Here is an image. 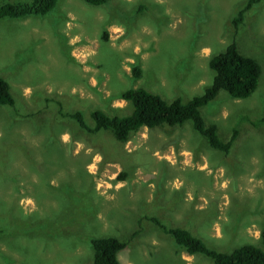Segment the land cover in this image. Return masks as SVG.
Instances as JSON below:
<instances>
[{
  "label": "rangeland",
  "instance_id": "1",
  "mask_svg": "<svg viewBox=\"0 0 264 264\" xmlns=\"http://www.w3.org/2000/svg\"><path fill=\"white\" fill-rule=\"evenodd\" d=\"M247 1L58 0L46 15L0 19V75L15 98L0 106V264H93L92 236L128 240L139 219L121 264H211L146 216L223 251L261 244L264 0L235 32L232 18ZM233 39L263 71L250 97L222 90L201 108L223 141L238 129L229 153L189 120L142 127L121 142L108 130L86 135L59 113L61 102L91 126L96 108L126 115L133 107L122 92L138 87L187 101L211 84L209 58Z\"/></svg>",
  "mask_w": 264,
  "mask_h": 264
},
{
  "label": "trees",
  "instance_id": "2",
  "mask_svg": "<svg viewBox=\"0 0 264 264\" xmlns=\"http://www.w3.org/2000/svg\"><path fill=\"white\" fill-rule=\"evenodd\" d=\"M99 6L109 0H83ZM260 0H248L232 18L235 32L238 31L246 18V12ZM58 0H3L0 2V19L22 18L27 16H41L50 13L57 5ZM141 7L145 8L144 5ZM209 67L214 71L210 85L203 93L185 101L181 97L166 100L160 94L147 88H128L122 92V97L128 100L133 110L126 115H110L102 109L91 111L94 124L86 123L81 110L67 111L61 106L59 113L65 118H73L86 135L96 134L100 130L110 131L114 137L126 142L131 135L142 127L149 129L157 127H173L191 121L193 128L203 135L213 148L229 153L238 136V129L234 128L231 137L223 141L218 133L216 123H207L202 115L201 108L212 102L225 90L233 98H247L253 95L258 88L263 67L259 60L240 51L235 39L224 50L211 56ZM134 77L142 75L138 64L132 66ZM15 105V98L11 92L10 83L0 75V106ZM121 175V178H124ZM82 192V191H81ZM85 191L78 197L84 198ZM160 230L170 235L175 243L191 255H202L210 260L211 264H264V226L261 229V244L244 243L231 251H223L209 246L202 238L194 235L189 229L179 226H168L155 216H146ZM142 219L138 220L136 228L128 240L117 236H92L93 264H121L118 254L126 248L130 240L134 239L142 230Z\"/></svg>",
  "mask_w": 264,
  "mask_h": 264
}]
</instances>
